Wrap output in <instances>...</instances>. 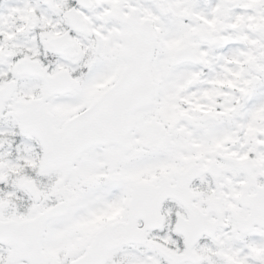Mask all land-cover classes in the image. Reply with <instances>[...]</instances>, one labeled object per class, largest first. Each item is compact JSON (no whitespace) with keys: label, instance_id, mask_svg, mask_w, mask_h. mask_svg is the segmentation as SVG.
<instances>
[{"label":"snow or ice","instance_id":"snow-or-ice-1","mask_svg":"<svg viewBox=\"0 0 264 264\" xmlns=\"http://www.w3.org/2000/svg\"><path fill=\"white\" fill-rule=\"evenodd\" d=\"M0 264H264V0H0Z\"/></svg>","mask_w":264,"mask_h":264}]
</instances>
